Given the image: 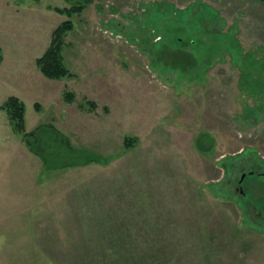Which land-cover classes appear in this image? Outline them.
Wrapping results in <instances>:
<instances>
[{"label":"rangeland","instance_id":"rangeland-1","mask_svg":"<svg viewBox=\"0 0 264 264\" xmlns=\"http://www.w3.org/2000/svg\"><path fill=\"white\" fill-rule=\"evenodd\" d=\"M76 1L0 0V106ZM73 19L76 79L49 111L25 101L68 166L0 108V264H264V0H92Z\"/></svg>","mask_w":264,"mask_h":264},{"label":"trees","instance_id":"trees-1","mask_svg":"<svg viewBox=\"0 0 264 264\" xmlns=\"http://www.w3.org/2000/svg\"><path fill=\"white\" fill-rule=\"evenodd\" d=\"M90 3H92V0H79L76 1V3H74L71 6L54 7V10L56 12L66 15L68 18L63 20L54 29L49 47L47 48L45 53L42 56L38 57L36 60L39 69L45 76L52 79H62L73 75V73L65 63V57L63 51L67 46L68 35L76 28V22L73 18L76 15L82 14L87 9ZM2 60H3V53L0 45V65ZM75 96H76L75 93L72 91H68L65 94V97L68 101H73ZM88 104L90 105V107H87L86 105H82V106L88 109L97 108V104L93 101H89ZM0 108L6 111L9 117V121L13 126L14 130L16 132H20L23 134V141L28 145L29 149L32 152H34L38 156H41L47 168L49 167L54 168L58 166L64 167L66 165L68 166V163L65 162V160H68V158L61 156L60 154L61 152L60 153L58 152V155L57 154L54 155L55 157L54 156L50 157L51 152L52 154L55 153L52 151L51 148L53 146L58 147L61 144V141L59 139L61 132L59 130H57L53 125L46 124L39 126L38 128L32 130L31 132H26L25 129L26 104L18 96L15 95L9 96L2 103ZM132 142H133L132 137H127L125 139L126 146H131ZM64 143L67 146L69 145V141L66 138H64ZM97 160L106 162V158H101ZM248 176H249V172H248Z\"/></svg>","mask_w":264,"mask_h":264},{"label":"crops","instance_id":"crops-1","mask_svg":"<svg viewBox=\"0 0 264 264\" xmlns=\"http://www.w3.org/2000/svg\"><path fill=\"white\" fill-rule=\"evenodd\" d=\"M64 54H65V50H64ZM65 63L68 66V68L72 70V67H70L68 65V62L66 61V57H65ZM27 76L28 74L25 73L24 75L25 78L23 77L22 81L19 84L21 85L20 87H18V83H15L16 85L13 83L10 85L11 90L13 91L11 95L18 96L24 102L26 101L27 98H31L30 95H32V97H36L33 98L32 100L36 104V107H37V103H40L41 106L40 108H37L38 111H42V110L49 111L51 107L58 106L61 101L60 99L61 92L59 89V83L64 82L65 80H67V78L70 79L75 77L74 79H76L75 73H73V75L70 77H66L62 79L49 78L40 71L38 73H35L32 78L30 76L29 78H27ZM10 79L17 80V79H13V77H10ZM34 79H36V82H34ZM26 80L30 81L31 83H28ZM73 92L75 93V95L77 94V92L74 89ZM34 160L35 159H32V161ZM9 185H10L9 182H7V184L0 185V209L6 210V208H8V204L5 203L4 198L7 195V191H10L12 189Z\"/></svg>","mask_w":264,"mask_h":264},{"label":"flooded vegetation","instance_id":"flooded-vegetation-1","mask_svg":"<svg viewBox=\"0 0 264 264\" xmlns=\"http://www.w3.org/2000/svg\"><path fill=\"white\" fill-rule=\"evenodd\" d=\"M247 174H248L247 172H243L242 176L240 177V180H239V181L237 182V184H236V191L242 193L244 196H245L247 193H246L245 190H244L243 182H244V180L246 179ZM250 174H252V173L249 172V175H250ZM248 202H249V201H247V203H248ZM249 204H251V201H250Z\"/></svg>","mask_w":264,"mask_h":264}]
</instances>
